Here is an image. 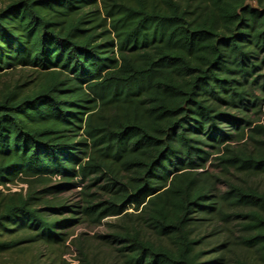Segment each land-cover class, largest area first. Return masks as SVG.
Wrapping results in <instances>:
<instances>
[{"label": "trees", "instance_id": "1", "mask_svg": "<svg viewBox=\"0 0 264 264\" xmlns=\"http://www.w3.org/2000/svg\"><path fill=\"white\" fill-rule=\"evenodd\" d=\"M262 178L264 0H0V264H264Z\"/></svg>", "mask_w": 264, "mask_h": 264}, {"label": "rangeland", "instance_id": "2", "mask_svg": "<svg viewBox=\"0 0 264 264\" xmlns=\"http://www.w3.org/2000/svg\"><path fill=\"white\" fill-rule=\"evenodd\" d=\"M210 164H208L209 167ZM260 189H264V178L256 179L253 181ZM22 185L15 186L11 185V188L15 191L18 190L19 187ZM82 184H77V186L73 187L72 190H66L58 195L59 198L67 199L72 203H76L80 199L79 191L81 189ZM25 187V186H24ZM222 189H224L222 187ZM128 211H133V208L128 209ZM116 221V217H110L103 221L102 224L91 226L88 224H81L78 225L73 229V235L67 241L68 250L63 258L67 259L68 261H72V258L78 255V245L84 246L88 252L90 253L91 257L98 259L100 261H108L110 262L112 258L108 254L110 249H108L107 245L104 244V240L97 237V235H106L108 233V225L110 223H114ZM78 237V238H77ZM75 239H78L77 245L73 243ZM247 257H254V254L250 252H242L241 253ZM256 259V258H255ZM47 264H51L52 261H46Z\"/></svg>", "mask_w": 264, "mask_h": 264}]
</instances>
